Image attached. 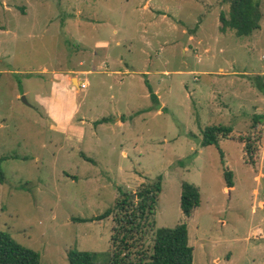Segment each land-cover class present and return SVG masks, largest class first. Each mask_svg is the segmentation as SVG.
Here are the masks:
<instances>
[{
    "label": "rangeland",
    "instance_id": "obj_1",
    "mask_svg": "<svg viewBox=\"0 0 264 264\" xmlns=\"http://www.w3.org/2000/svg\"><path fill=\"white\" fill-rule=\"evenodd\" d=\"M259 1L260 28L238 37L220 29L227 0H0V230L36 251L40 264H68L70 248L106 264L113 213L73 218L98 216L118 188L136 191L160 177L144 246L154 229L185 223L192 264H264V119L251 127L264 114L255 80L264 82ZM73 67L90 70L78 74L88 85L78 89L72 123L82 144L50 130L45 113L50 71ZM147 85L160 91L157 102ZM101 117L107 124L93 122ZM211 125L232 127L222 157L199 144ZM248 135L253 155L238 140ZM182 181L200 192L188 217Z\"/></svg>",
    "mask_w": 264,
    "mask_h": 264
},
{
    "label": "trees",
    "instance_id": "obj_2",
    "mask_svg": "<svg viewBox=\"0 0 264 264\" xmlns=\"http://www.w3.org/2000/svg\"><path fill=\"white\" fill-rule=\"evenodd\" d=\"M229 10L227 17L221 13L220 29H231L238 37L248 36L260 28L262 17L259 0H227ZM258 84L264 87L262 76H256ZM149 97L157 102V96L149 85ZM258 86V85H257ZM263 91V90H262ZM264 119V114L252 116L251 127ZM106 121V118L99 120ZM232 127L225 125L206 126L201 130L200 146L213 145L220 150V141L233 139ZM243 143L245 154L253 155L256 148L251 135L238 139ZM222 157V152L220 153ZM0 182L5 181L1 169ZM89 159V158H88ZM251 161L252 157H251ZM250 162V161H249ZM223 164V161L221 160ZM251 163V162H250ZM224 183L227 188L233 186L232 171L224 167ZM179 206L185 216H189L200 204L199 188L187 181L181 182ZM136 191H123L118 188V196L111 208L91 218H73L76 221H93L107 218L113 213L111 226V256L106 264H192L193 247L188 242V230L185 223L173 227H158L153 231L152 245L144 246V235L148 226H154L157 200L161 191V178L142 183ZM68 264H98L87 251L70 248L67 251ZM0 264H40L39 254L22 246L6 231L0 230Z\"/></svg>",
    "mask_w": 264,
    "mask_h": 264
},
{
    "label": "crops",
    "instance_id": "obj_3",
    "mask_svg": "<svg viewBox=\"0 0 264 264\" xmlns=\"http://www.w3.org/2000/svg\"><path fill=\"white\" fill-rule=\"evenodd\" d=\"M81 65H83V61H79L78 66ZM44 71H47V69L45 68ZM50 72V91L45 103L46 117L50 120L49 129L54 133L67 136L66 140L68 141L82 144L83 136H78L76 132L75 135H73L74 132L72 129L74 128V125L72 123L78 108V104L76 102V94L78 93V89H84L88 85L86 80L78 77V74L87 73L90 72V70H81L73 67L66 69H52ZM136 72L140 71L137 70ZM114 73H120V70H114ZM142 74L147 75L145 71H143ZM81 82L85 83L83 88H80L79 86ZM151 89L153 92H156V96L159 97L161 94L160 91L156 90L155 88ZM147 97H149V90ZM102 118H106V121L99 122V120ZM123 118V114H119L116 117V121L119 125H123L125 123ZM100 119L93 120V122L104 125L107 124L109 118L101 117ZM93 142H96V140ZM122 152L123 155H126L125 151ZM85 159H88V157L85 156Z\"/></svg>",
    "mask_w": 264,
    "mask_h": 264
},
{
    "label": "water",
    "instance_id": "obj_4",
    "mask_svg": "<svg viewBox=\"0 0 264 264\" xmlns=\"http://www.w3.org/2000/svg\"><path fill=\"white\" fill-rule=\"evenodd\" d=\"M21 99H22V101H23L24 103H27V100L25 99L24 96H22Z\"/></svg>",
    "mask_w": 264,
    "mask_h": 264
},
{
    "label": "built area",
    "instance_id": "obj_5",
    "mask_svg": "<svg viewBox=\"0 0 264 264\" xmlns=\"http://www.w3.org/2000/svg\"><path fill=\"white\" fill-rule=\"evenodd\" d=\"M79 86L80 88H83L85 86V83L81 82Z\"/></svg>",
    "mask_w": 264,
    "mask_h": 264
}]
</instances>
